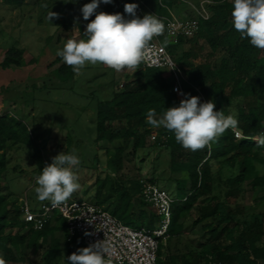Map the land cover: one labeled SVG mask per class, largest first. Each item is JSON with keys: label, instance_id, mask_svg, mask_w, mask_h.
Masks as SVG:
<instances>
[{"label": "trees", "instance_id": "16d2710c", "mask_svg": "<svg viewBox=\"0 0 264 264\" xmlns=\"http://www.w3.org/2000/svg\"><path fill=\"white\" fill-rule=\"evenodd\" d=\"M140 1L143 16L153 14L165 26L158 37L184 75V98L198 96L201 103L213 101L215 110L223 111L226 116L233 115L238 125L227 130L210 148L195 152L186 150L176 142L172 132L162 126L154 130L146 123L149 109H155L159 119L167 108L179 106L182 99L174 91L172 73L140 65L121 89H113L108 97L96 102L94 140L110 146L104 147L103 169L89 186L94 187L95 202L120 220L136 221L138 226L155 229L160 215L143 200L141 180L126 178L120 170L124 167L129 143L133 154L153 144L162 146L168 151L169 168L174 172H186L175 181L172 217L166 237L177 236L183 231L184 221L195 207L196 221L210 219V222L202 225L203 237L191 252L164 253L165 242L160 239L157 263L264 264V213L253 214L247 219L238 203L246 186L252 190L264 188V50L241 39L234 29L232 0H206L209 1L206 3L209 17L200 18L198 30L190 36H172L166 30L171 9L182 0ZM91 2L86 0V4ZM126 3H134V0H113L112 6L100 4L96 11L120 13L130 19L124 12ZM93 19L94 15L82 24H75L67 18L62 28L70 32V39H73L76 26L84 33L83 26ZM51 39L52 35L47 36L46 42ZM184 44H188L187 49L182 48ZM25 51V47L18 45L6 49L0 58V68L27 65ZM50 65L55 66L50 71L51 76L62 82L73 79L76 74L57 54ZM235 129L241 132V137L235 136ZM148 139L151 143L147 145ZM22 147L32 149V157L42 171L45 163L37 135L10 108L1 107L0 181L7 178L8 152ZM223 167L229 168L231 173L220 180L215 173ZM148 180L155 182L152 177ZM217 180L226 188L224 193L215 191ZM10 194L0 193V257L6 264L24 261L23 249L36 250L45 243L54 253L64 251L65 258L87 247L80 236L75 234L69 238L66 220L58 211L53 212L43 228L34 229L31 222L23 219L18 199L9 200ZM136 195H139L137 210L132 206Z\"/></svg>", "mask_w": 264, "mask_h": 264}, {"label": "rangeland", "instance_id": "374dc122", "mask_svg": "<svg viewBox=\"0 0 264 264\" xmlns=\"http://www.w3.org/2000/svg\"><path fill=\"white\" fill-rule=\"evenodd\" d=\"M19 1L0 0V58L6 49L18 45L26 48L25 58L28 63L19 68H0V108H10L33 129L41 146L45 166L51 164L53 158L61 152L68 154L75 149L81 161L74 169L80 187L71 198L80 197L95 202L94 187L89 186L103 169L106 157L104 147L110 146L104 141L94 140L96 102L108 97L113 89H121L136 69L117 72L102 64L87 65L69 81L62 82L52 77L50 71L55 66L50 63L57 50L62 49L70 39V32L64 30L62 24L67 18L75 24L84 23L81 8L86 0ZM102 4L110 7L113 0L110 4ZM198 4L199 0L179 1L175 13H179L181 19L194 17ZM49 11L58 13L59 18L48 20ZM83 29L86 30V25ZM49 35H52V39L46 42ZM73 39H86L78 26ZM182 48L187 49L188 44ZM150 143L148 139L147 145ZM31 150L22 147L8 152L9 170L7 178L0 181V193L11 192L9 200L18 199L20 205L22 199L26 198L29 204L37 206L41 202L35 193V177L41 170ZM125 154L121 174L132 180H148L152 177L171 195L175 193V181L186 174L172 171L169 168L168 151L156 144L133 154L129 143ZM230 173L229 168L223 167L215 176L218 175L221 180ZM101 174L104 175L103 172ZM215 189L216 192L224 193L226 188L217 180ZM138 203L139 195H136L132 204L135 210ZM238 203L243 209V217L247 219L253 214L264 213V188L252 190L246 186ZM196 215L195 207L186 217L183 231L177 236L164 238V253H188L196 248L203 237L202 225L210 222V219L197 222ZM121 221L129 226H138L136 221ZM21 253L25 257L24 261H10L7 264H67L64 251L54 253L47 243L36 250L23 249Z\"/></svg>", "mask_w": 264, "mask_h": 264}, {"label": "clouds", "instance_id": "9594fccd", "mask_svg": "<svg viewBox=\"0 0 264 264\" xmlns=\"http://www.w3.org/2000/svg\"><path fill=\"white\" fill-rule=\"evenodd\" d=\"M101 3L110 4L112 0H92L81 8L84 20L95 16L86 26V39H68L63 48L57 50V56L76 74L87 65L98 64L117 72L135 70L145 60L151 41L164 32L163 22L155 15L137 16L136 3L124 5V12L130 19L120 13H97ZM232 4L234 29L241 39H247L255 48L264 50V0H232ZM47 18L52 21L59 18V14L49 11ZM156 115L155 109H149L146 123L172 132L176 142L192 152L210 148L227 130L238 125L233 115L226 116L223 111L215 110L213 101L201 103L198 96H188L180 101L179 106L167 108L159 119ZM80 163L75 149L55 156L52 163L35 177L37 199L49 201L53 208L65 204L80 187L74 171ZM105 251L97 242L73 252L66 261L67 264H107ZM0 264H6L2 257Z\"/></svg>", "mask_w": 264, "mask_h": 264}, {"label": "built area", "instance_id": "2783aa9c", "mask_svg": "<svg viewBox=\"0 0 264 264\" xmlns=\"http://www.w3.org/2000/svg\"><path fill=\"white\" fill-rule=\"evenodd\" d=\"M207 2L209 1L199 0L196 16L188 19H181L171 13L166 19L167 34L193 35L199 28L200 18L209 17ZM134 3L138 5L137 16L143 18L141 1L134 0ZM140 65L169 70L174 77V91L179 98L185 99L182 88L184 75L159 37L151 41L145 52V60ZM234 133L236 137L242 136L238 129ZM141 183L143 200L155 207L160 215L159 225L153 230L144 226H129L100 204L81 198H70L65 204L55 208L49 201L33 206L24 198L21 203L22 216L25 221L33 224L34 229H41L52 218L53 212L58 211L66 220L69 238L76 234L87 247L99 242L106 250L104 258L107 264H158L160 239L166 237L174 197L155 182L141 180Z\"/></svg>", "mask_w": 264, "mask_h": 264}, {"label": "crops", "instance_id": "0c3cea01", "mask_svg": "<svg viewBox=\"0 0 264 264\" xmlns=\"http://www.w3.org/2000/svg\"><path fill=\"white\" fill-rule=\"evenodd\" d=\"M186 1V0H185ZM179 8V6H177V3L173 6V8L171 9V13L175 14L177 17L180 18L179 13L176 14L175 11H177V9Z\"/></svg>", "mask_w": 264, "mask_h": 264}]
</instances>
